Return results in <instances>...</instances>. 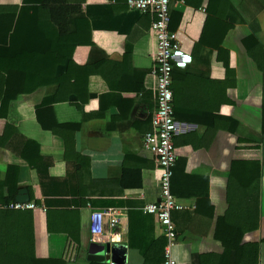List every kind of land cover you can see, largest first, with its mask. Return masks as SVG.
<instances>
[{"label":"crops","instance_id":"crops-1","mask_svg":"<svg viewBox=\"0 0 264 264\" xmlns=\"http://www.w3.org/2000/svg\"><path fill=\"white\" fill-rule=\"evenodd\" d=\"M127 1L84 0L91 45L73 49L67 71L46 53V83L0 108V183L14 185L13 200L26 189L36 205L13 211L31 212L39 259L143 264L142 254L163 238L155 216L143 211L160 192V169L142 146L143 135L153 130L157 42L150 28L156 16L152 8L131 10ZM23 4L0 0V44L14 27L17 11L11 8ZM170 11L171 31L193 59L174 70L171 83V193L187 207L172 213V257L177 264H235L233 256H219L223 248L213 233L227 208L229 167L242 147L237 138L259 137L264 72L241 41L253 34L264 45V0H170ZM226 23L232 28L223 37ZM202 35L206 42L198 45ZM221 37L225 52L218 55L207 44ZM258 146L242 147L262 167L259 226L244 238L253 243L264 240V138ZM2 186L0 196L8 197ZM109 208L120 212L115 231L121 242L109 244L99 259L88 251L90 216ZM259 248L258 264H264V244Z\"/></svg>","mask_w":264,"mask_h":264},{"label":"trees","instance_id":"trees-1","mask_svg":"<svg viewBox=\"0 0 264 264\" xmlns=\"http://www.w3.org/2000/svg\"><path fill=\"white\" fill-rule=\"evenodd\" d=\"M83 1L23 0L24 4L20 8H11L17 11L14 27L7 40L0 44V108L43 84L45 80L41 70L47 63L46 53L53 55L54 66L58 59L67 71L72 64L70 53L73 49L77 46L91 45L90 27L81 12ZM223 27L224 37L232 26L226 23ZM203 35L198 45L206 42ZM221 43L222 37L218 41L215 40L214 44L207 45L219 55L225 52ZM241 44L258 70L264 72V45L253 34L244 38ZM56 55L60 58H55ZM226 122L231 120L226 119ZM258 136L256 139L238 137L237 144L242 147L250 145L259 148L258 145L264 138V100L260 106ZM242 147L238 158H234L230 163L226 182L227 208L215 221L213 239L223 248L220 257L231 255L239 261L235 264H258L259 247L260 244H264V240L253 243L246 242L244 238L256 231L259 226L262 167L253 153L247 155ZM6 180L0 183V189L2 185H6L9 195L5 198L0 196L1 205L13 201L14 185L11 188ZM165 244L164 237L155 241L142 254L143 264H163ZM0 264H64V262L39 259L35 256L31 212L0 210Z\"/></svg>","mask_w":264,"mask_h":264},{"label":"built area","instance_id":"built-area-1","mask_svg":"<svg viewBox=\"0 0 264 264\" xmlns=\"http://www.w3.org/2000/svg\"><path fill=\"white\" fill-rule=\"evenodd\" d=\"M128 7L139 13L152 8L155 21L150 34L157 42L154 55V74L156 77V97L154 111L151 115L153 130L143 135L142 146L149 151L160 169L159 197L154 204H147L143 211L154 215L165 238L163 264H177L172 257V249L176 245V231L172 222V213L186 210L187 207L178 202L171 193V178L176 164L173 139L176 134L173 94L171 91L174 70H184L192 64V56L182 50L181 42L175 32L169 28L171 20L170 0H128ZM0 209L35 210L34 203H18L14 200ZM120 212L115 209H102L92 212L90 216V238L92 243L116 244L121 242V235L116 232L120 222Z\"/></svg>","mask_w":264,"mask_h":264},{"label":"water","instance_id":"water-1","mask_svg":"<svg viewBox=\"0 0 264 264\" xmlns=\"http://www.w3.org/2000/svg\"><path fill=\"white\" fill-rule=\"evenodd\" d=\"M14 201L18 203L29 202L27 190H19L16 196H14ZM88 251L92 256H100L99 259H102V257L109 252V244L103 245L98 243H90Z\"/></svg>","mask_w":264,"mask_h":264}]
</instances>
